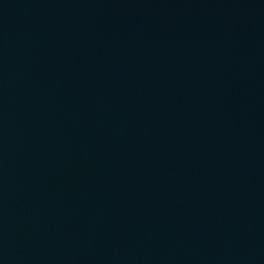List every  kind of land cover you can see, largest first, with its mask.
<instances>
[{
    "label": "water",
    "instance_id": "1",
    "mask_svg": "<svg viewBox=\"0 0 264 264\" xmlns=\"http://www.w3.org/2000/svg\"><path fill=\"white\" fill-rule=\"evenodd\" d=\"M0 264H264V0H0Z\"/></svg>",
    "mask_w": 264,
    "mask_h": 264
}]
</instances>
